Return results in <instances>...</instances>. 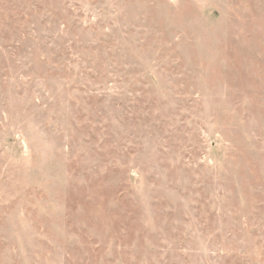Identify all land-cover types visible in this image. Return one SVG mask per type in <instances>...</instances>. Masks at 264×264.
<instances>
[{
    "label": "rangeland",
    "instance_id": "rangeland-1",
    "mask_svg": "<svg viewBox=\"0 0 264 264\" xmlns=\"http://www.w3.org/2000/svg\"><path fill=\"white\" fill-rule=\"evenodd\" d=\"M0 264H264V0H0Z\"/></svg>",
    "mask_w": 264,
    "mask_h": 264
}]
</instances>
